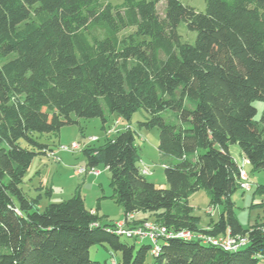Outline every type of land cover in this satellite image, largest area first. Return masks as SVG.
I'll list each match as a JSON object with an SVG mask.
<instances>
[{
  "label": "trees",
  "instance_id": "obj_1",
  "mask_svg": "<svg viewBox=\"0 0 264 264\" xmlns=\"http://www.w3.org/2000/svg\"><path fill=\"white\" fill-rule=\"evenodd\" d=\"M166 1L161 15L159 0H0V264H109L92 257L99 244L119 253L110 264H264V220L245 227L236 215L242 165L230 151L237 143L264 170V107L258 116L255 105L264 102V0H206L204 11ZM182 21L194 43L178 32ZM138 109L148 114L139 126L159 128V151L174 158L168 186L146 178L129 125L82 147L87 167L111 172L124 220L145 212L168 229L155 251L149 237L103 221L80 193L40 209L22 188L33 159L55 153L44 135L78 118L128 123ZM201 189L223 205L209 227L189 204Z\"/></svg>",
  "mask_w": 264,
  "mask_h": 264
},
{
  "label": "rangeland",
  "instance_id": "obj_2",
  "mask_svg": "<svg viewBox=\"0 0 264 264\" xmlns=\"http://www.w3.org/2000/svg\"><path fill=\"white\" fill-rule=\"evenodd\" d=\"M184 4L194 7L196 10L204 11L206 9V0H181ZM114 5L120 4L123 0H110ZM167 1L159 0L157 9L161 15L165 14ZM100 31V30H99ZM98 31V32H99ZM131 31L128 29L125 33ZM178 32L182 35L183 41L194 43L197 32L190 30L186 22L182 21L178 25ZM161 55L164 56L163 51ZM258 108V116L264 107V102L258 100L255 102ZM148 114L144 109H138L132 116L130 122H122L120 125L115 123L117 115L108 114L110 129H104L100 117L96 118H78L80 123L66 125L59 132L44 135V140L53 144L55 153L36 156L29 169L27 170L22 188L31 198L39 200L38 206L44 209L50 202H62L80 193L84 198L86 206L92 211H96L102 220L108 223L119 224L124 220L123 207L116 201L115 191L111 184V172L103 164L97 166L101 172L99 175L88 176L87 174L75 175V169L87 165V158L84 155L82 145L86 144L91 136H98L99 140L94 141L92 146H100L106 142L107 138H112L116 133L126 126H131L136 136L138 151L140 154V164L143 168H149L150 172L146 178L154 182L157 186H168L165 165L169 160L162 156L159 151L160 130L157 127L146 128L139 126V121L145 120ZM166 116V114H165ZM75 142L81 144L80 148L69 151L62 148L63 145L72 146ZM230 151L236 157L238 162L244 166L249 175L252 188L244 189L239 185L232 193V199L235 203L236 215L243 226L249 227L256 221L264 220V194L255 193L258 184H264V170H256L246 160L240 146L237 143L230 145ZM90 175V174H89ZM86 176L89 178L86 179ZM94 183L91 187L90 184ZM189 204L193 207V212L201 216L203 227H209L211 221L219 218L220 210L223 205L212 204L207 190L201 189L194 192L189 197ZM148 218V219H146ZM154 216L142 212L139 218L135 216L129 222H124V227H136L141 221H154ZM140 221V222H139ZM125 238V236H123ZM129 242H135L134 238H126ZM138 242V241H137ZM140 243L138 242L137 245ZM92 257L101 261H107L109 264L113 258H119V253L111 254L110 250L103 245H94L91 247Z\"/></svg>",
  "mask_w": 264,
  "mask_h": 264
},
{
  "label": "built area",
  "instance_id": "obj_3",
  "mask_svg": "<svg viewBox=\"0 0 264 264\" xmlns=\"http://www.w3.org/2000/svg\"><path fill=\"white\" fill-rule=\"evenodd\" d=\"M118 122L119 120H117V123ZM98 139H99L98 136H91L88 138L86 144L96 141ZM80 146L81 144L79 142H75L74 144H72L71 147L68 145H63L62 148H64L65 150L73 151L80 148ZM100 172L101 171L97 169V167L89 168L87 166H82L75 169L76 175L91 174L97 176L100 174ZM143 172L149 173L150 170L149 168L145 167L143 168ZM241 180H242L241 182L242 187L246 190H249L251 188V182L248 173L244 169V166H241ZM132 217L133 215L130 216V219H132ZM124 222L127 221L123 220L117 225V231L119 233L126 234L129 237H139V238L149 237L156 244L160 236H163L168 233V229L165 226L159 225L155 221H144L141 225H138L136 227H124L125 226ZM178 235L187 238L191 237L188 232H181ZM205 241H210L215 245H221L226 249H232L235 248L237 245H239V243H237L234 239L225 238V237H219V238L206 237ZM245 241H246L245 239L241 240L240 244H244ZM157 248H158V244L154 247L153 250L155 251Z\"/></svg>",
  "mask_w": 264,
  "mask_h": 264
},
{
  "label": "crops",
  "instance_id": "obj_4",
  "mask_svg": "<svg viewBox=\"0 0 264 264\" xmlns=\"http://www.w3.org/2000/svg\"><path fill=\"white\" fill-rule=\"evenodd\" d=\"M115 122H116L117 125H120V124H121L122 122H124V121H119L118 123H117V121H115ZM108 124H109V123L106 124V126H105L106 128H104V129H107V131H108V133H109L110 129H108V128H109V127L107 126ZM74 174H75V173H74ZM75 175H76V174H75ZM87 175H88L89 177L92 176L91 174H90V175L87 174ZM78 176H80V175H78ZM88 176H86V179L89 178ZM90 186L93 187V186H94V183L92 182V183L90 184ZM123 213H124V212H123ZM140 214H141V213H135L133 216H135V218L138 219ZM121 221H122V220H121Z\"/></svg>",
  "mask_w": 264,
  "mask_h": 264
}]
</instances>
